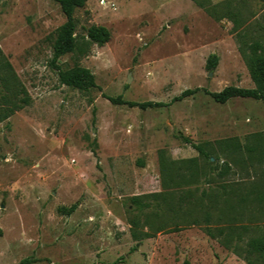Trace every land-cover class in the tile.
<instances>
[{"label":"rangeland","instance_id":"1","mask_svg":"<svg viewBox=\"0 0 264 264\" xmlns=\"http://www.w3.org/2000/svg\"><path fill=\"white\" fill-rule=\"evenodd\" d=\"M198 1L88 0L55 65L60 5L0 0L15 73L0 109L5 95L21 106L0 116V264L261 263L247 245L264 237L263 103L175 98L254 87L241 48L264 49V0ZM92 26L109 41L91 42ZM57 65L97 87L63 84Z\"/></svg>","mask_w":264,"mask_h":264},{"label":"trees","instance_id":"2","mask_svg":"<svg viewBox=\"0 0 264 264\" xmlns=\"http://www.w3.org/2000/svg\"><path fill=\"white\" fill-rule=\"evenodd\" d=\"M57 2L62 12L66 17V22L58 29L56 39L53 44V58L52 63L56 65L58 60L71 52H74L77 48V39L75 36L76 30V21H75V11L78 8H82L85 6L88 0H54ZM201 6L202 4L198 1ZM204 6V5H203ZM205 8V6H204ZM209 11V10H208ZM88 36L91 42L103 45L107 43L110 39V31L103 26H92L88 30ZM241 52L244 54L246 64L251 76V79L254 83V87L252 88H244L238 86H228L224 88L222 91L219 92H210L203 88H195V89H188L175 100H181L185 97L193 95L198 91H205L209 94L216 102L218 103H226L232 98H252L258 101H261L264 105V49L260 42H252L248 47V52H245L243 48H241ZM217 61L216 56H212L209 59V64L215 66ZM0 81L3 87L10 91V87L13 86L11 80L12 77H15V73L11 64L8 60L5 59L1 49H0ZM59 70L60 80L63 84L68 86L78 88L81 90L89 89L91 87H97L96 79L94 74L85 67L75 66L68 69H62L59 65H57ZM5 104H11L12 107H4L0 109L2 113L0 116L3 118L9 117L16 109L20 108L17 102H14L11 95H5L3 98ZM108 99L117 104H127L131 107H139L141 109H148L151 107H160L166 105L163 102H154V101H147V102H133V101H124L120 97L113 98L108 97ZM27 102V100H24ZM187 143H191L192 146L202 154H206L204 148L198 144L192 143L190 140L185 138ZM209 233H212L209 230ZM237 249V248H236ZM239 250H237L238 252ZM247 253L249 255L255 254L257 256L256 261L263 262L264 259V237H257L253 238L248 242L247 245ZM251 264H257L254 262L255 260H250L247 258ZM259 263V264H261Z\"/></svg>","mask_w":264,"mask_h":264}]
</instances>
